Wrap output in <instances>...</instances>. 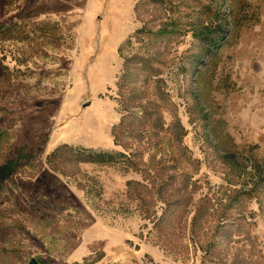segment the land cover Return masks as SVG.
Wrapping results in <instances>:
<instances>
[{"label":"rangeland","instance_id":"obj_1","mask_svg":"<svg viewBox=\"0 0 264 264\" xmlns=\"http://www.w3.org/2000/svg\"><path fill=\"white\" fill-rule=\"evenodd\" d=\"M263 160L264 0H0V264H264Z\"/></svg>","mask_w":264,"mask_h":264},{"label":"trees","instance_id":"obj_2","mask_svg":"<svg viewBox=\"0 0 264 264\" xmlns=\"http://www.w3.org/2000/svg\"><path fill=\"white\" fill-rule=\"evenodd\" d=\"M221 27V26H220ZM221 31V34L224 33V29L223 28H219ZM81 152H85L87 153V157H89V160L91 162H95V163H108V162H112L115 161L117 159H119V157H121L123 154L122 153H117V152H112V151H102V150H91V149H80ZM81 152H79L81 154ZM262 164V165H261ZM9 167V163L3 165L0 168V174H3L4 176L9 175L12 170L8 168ZM256 168H260L263 167V170L261 172H264V160L262 163L260 164H256L255 166Z\"/></svg>","mask_w":264,"mask_h":264},{"label":"water","instance_id":"obj_3","mask_svg":"<svg viewBox=\"0 0 264 264\" xmlns=\"http://www.w3.org/2000/svg\"><path fill=\"white\" fill-rule=\"evenodd\" d=\"M29 264H36L35 261L32 259L30 260Z\"/></svg>","mask_w":264,"mask_h":264}]
</instances>
